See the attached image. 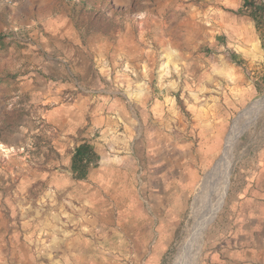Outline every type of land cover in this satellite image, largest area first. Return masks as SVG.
<instances>
[{
  "label": "rangeland",
  "instance_id": "374dc122",
  "mask_svg": "<svg viewBox=\"0 0 264 264\" xmlns=\"http://www.w3.org/2000/svg\"><path fill=\"white\" fill-rule=\"evenodd\" d=\"M242 2L69 3L86 49L73 60L84 73L59 81L50 104L16 99L23 105L0 124V264H191L198 247L197 264H208L232 204L249 188L264 193V30ZM80 98L85 125L69 134L66 106ZM107 115L112 128L96 127ZM234 128L225 198L200 233ZM80 139L107 159L99 183L69 186Z\"/></svg>",
  "mask_w": 264,
  "mask_h": 264
},
{
  "label": "crops",
  "instance_id": "0c3cea01",
  "mask_svg": "<svg viewBox=\"0 0 264 264\" xmlns=\"http://www.w3.org/2000/svg\"><path fill=\"white\" fill-rule=\"evenodd\" d=\"M61 1L28 0L13 6L0 2V80L1 77L5 78L0 82V124L7 111H14L23 105V99H16L34 98V101L39 99L40 103L44 98L42 103L50 104L57 99L59 81L69 78L70 82L76 75L84 73L82 62L73 60L75 55L79 56L86 50L79 35L81 30L76 27L74 9H69V3L73 4L74 0H65V8L60 5ZM64 42L65 52L61 49ZM89 63L96 66L93 62ZM72 88L69 85V91ZM88 107L83 98L66 106L69 134H76L85 125ZM58 108L51 104L46 113L47 122L54 126ZM99 109L106 113V104H101ZM111 116L99 118L95 122L96 127L111 129L109 124L114 122ZM79 142L81 139L74 147ZM19 143L21 138L8 146H18ZM0 144L5 145V142L0 139ZM96 150L101 155L99 165L91 168L87 178L82 180L73 177L71 153L69 186L80 184L85 187L89 182H100V165L107 158L103 151ZM247 191L243 198L232 204L225 243L210 251L208 264H264V193L259 188H249Z\"/></svg>",
  "mask_w": 264,
  "mask_h": 264
},
{
  "label": "bare ground",
  "instance_id": "6f19581e",
  "mask_svg": "<svg viewBox=\"0 0 264 264\" xmlns=\"http://www.w3.org/2000/svg\"><path fill=\"white\" fill-rule=\"evenodd\" d=\"M262 101L263 100H261V102L258 103V107L257 108H256V105H255L254 107H252L250 109V111L251 112H256V111H259L260 108L262 109V106L260 107V104L262 103ZM235 136H236V133H235V128H234L232 130L230 136L228 137V140H227L226 154L224 156V159L220 162L219 166L217 167V170H215L214 173L212 174V180H211L212 184H211L210 190H208V196H207L206 202H205V204L203 206V208H204L203 211H202L203 214L200 213L201 218H200V220H197V222H196V229L198 228L200 233H202L203 229L216 216V213H217L219 207L221 206V204H222V202H223V200L225 198L226 186H227L228 177H229V174H230V169L229 168L231 166V164H229V162L231 161V155H232L231 147H232V143H233V141L235 139ZM220 182L222 184L221 187L219 185ZM198 235H199V233H198ZM200 238H201V236H200ZM200 238L198 237V239H200ZM199 255H200V248L198 247V249L195 252V257H196L195 261H193L191 264H197L196 261H197ZM186 264H188V263H186Z\"/></svg>",
  "mask_w": 264,
  "mask_h": 264
},
{
  "label": "trees",
  "instance_id": "16d2710c",
  "mask_svg": "<svg viewBox=\"0 0 264 264\" xmlns=\"http://www.w3.org/2000/svg\"><path fill=\"white\" fill-rule=\"evenodd\" d=\"M241 9L255 21L259 31L264 30V2L262 0H243ZM100 160L101 155L94 144L89 140L82 139L75 145L72 154L73 177L78 180L87 178L90 169L97 167Z\"/></svg>",
  "mask_w": 264,
  "mask_h": 264
},
{
  "label": "built area",
  "instance_id": "2783aa9c",
  "mask_svg": "<svg viewBox=\"0 0 264 264\" xmlns=\"http://www.w3.org/2000/svg\"><path fill=\"white\" fill-rule=\"evenodd\" d=\"M26 1L28 0H0V2L6 6H13L17 2H26Z\"/></svg>",
  "mask_w": 264,
  "mask_h": 264
},
{
  "label": "water",
  "instance_id": "95a60500",
  "mask_svg": "<svg viewBox=\"0 0 264 264\" xmlns=\"http://www.w3.org/2000/svg\"><path fill=\"white\" fill-rule=\"evenodd\" d=\"M212 172H213V170L211 172H209L208 177L211 176Z\"/></svg>",
  "mask_w": 264,
  "mask_h": 264
}]
</instances>
